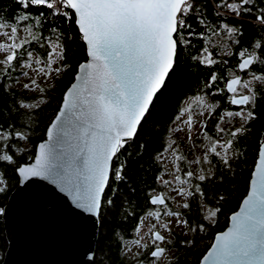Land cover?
<instances>
[{
    "label": "snow or ice",
    "instance_id": "obj_1",
    "mask_svg": "<svg viewBox=\"0 0 264 264\" xmlns=\"http://www.w3.org/2000/svg\"><path fill=\"white\" fill-rule=\"evenodd\" d=\"M14 3L19 7L12 17L0 13V165H15L14 173L22 181L31 177L49 180L72 198L75 207L93 216L98 217L105 205L118 213L114 197L105 201V193L113 179L125 181L126 161L120 162V154L134 142L177 58L191 46L188 37L205 36L193 30L190 18L212 35L226 33L233 43L242 28L227 22L209 25L198 0ZM29 8L43 10L35 15ZM215 9L218 19L222 14L224 20L252 16L264 32V7H258V0H217ZM46 22L47 36L41 31ZM63 25H68L67 36ZM73 25L78 37L72 33ZM77 39L83 43L85 60L78 63L62 92L46 139L35 145L34 163L17 165L13 153L21 152L18 142H30L28 132L18 129H28L36 122L38 111L49 102L48 94L57 87L56 80L72 71L65 40L75 43ZM207 39L210 43L211 38ZM33 43L43 50L41 55L28 49ZM227 55L237 57L235 66L227 75L211 72L205 88H213L223 79L225 87L214 94L226 97V107L238 110L218 114L219 102L208 104L196 96L204 111L197 113L189 107L175 116L176 127L171 131L179 139L168 142L155 158L163 164L155 177L160 187H151L145 194V211L135 218L132 237L121 249L128 264H188L197 234L206 231L204 221L214 223L221 210L208 204L205 187L211 183L215 188L217 181L223 186L231 171L235 144L258 118L257 109L264 101V37ZM192 59L208 68L228 64L214 59L207 45ZM14 85L34 95L28 100L17 96ZM5 98L12 101L11 107ZM25 117L27 123L20 124ZM208 117L217 120L211 134ZM235 120L239 126L232 127ZM197 131L203 140L198 139ZM6 188L0 171V193ZM212 199L219 205L225 196L213 192ZM4 214L5 209L0 208V215ZM229 221L227 230L215 235L196 264H264V140L258 141L247 194Z\"/></svg>",
    "mask_w": 264,
    "mask_h": 264
},
{
    "label": "trees",
    "instance_id": "obj_2",
    "mask_svg": "<svg viewBox=\"0 0 264 264\" xmlns=\"http://www.w3.org/2000/svg\"><path fill=\"white\" fill-rule=\"evenodd\" d=\"M202 4L201 11L205 13L209 25H217L220 22H227L230 26H240L242 32L234 37L237 43L229 40L226 33L220 36L212 35L204 25H198L195 18H190L193 30L204 32V37H188L191 46L185 47L181 55L177 58L174 68L166 78V83L154 97V102L150 106V111L139 126L138 135L134 142L129 145L120 154V162L126 161L124 170L125 181L118 182L114 179L106 188L105 201L109 196L114 197L116 208L115 212L105 205L101 210L99 218V229L94 250L93 264H128L123 253L122 246L132 237L131 229L135 224L136 217H142L144 208V197L151 187H160L155 183V177L163 164L155 158L161 151L167 147L169 128L173 123L175 116L179 114L183 101L189 97L199 94L207 96L208 100L220 103L217 113L225 109H237L227 105V98L216 93V89L224 88L223 79L219 80L213 88H205V82L209 79L211 72L216 71L221 75H227L229 68L235 66L237 57L229 56L227 53L238 52L245 47L254 44L258 39L264 37V32L260 31V26L254 24V17L245 15L242 19L228 18L224 20L223 14L218 19L215 12V3L217 0H198ZM19 5L14 0H0V13H6L12 17L17 13ZM258 7H264V0H258ZM43 9L29 8L28 11L38 15ZM255 10V9H254ZM223 13V10H219ZM48 24L45 23L41 30L43 35H48ZM65 36L68 35V25H63ZM72 33L78 37V30L72 26ZM210 37V43L208 42ZM67 46V55L71 62L72 71L66 72L62 79H57L55 91L48 94L49 102L42 106L38 111L36 122L25 130L30 135V142L19 141L18 147L21 152L13 153L16 157V164L30 162L34 157L35 145L45 138V132L48 124L55 115L65 87L71 82L75 69L81 61L85 60L84 46L77 39L75 43L65 40ZM208 46L213 53V58L227 60L228 64L213 65L211 68L199 65L192 59L202 52L204 46ZM29 50H34L38 55L43 53L39 45L33 43L28 46ZM17 96L23 95L26 100L33 95L25 93L21 88L14 85ZM5 102L11 107L12 101L5 98ZM258 118L250 123L249 131L246 135L239 138L235 144V156L232 161L231 171L226 174V182L221 186L217 181L215 188L211 183L206 184L205 191L208 194V204L215 208L220 207V211L215 218V222L204 221L206 231L199 232L196 238V247L190 249L191 255L188 256V264H196L197 260L205 253L210 246L213 236L216 232L223 230L228 223V216L237 209L242 197L246 194L251 171L256 161L258 151V141L264 137V101L260 102L257 109ZM7 116V112H5ZM217 122L215 117L208 118V131L212 132V126ZM27 117L20 121V124H26ZM183 154L185 152L183 151ZM15 165H0V171L6 178V191L0 193V208L5 205L9 193L18 183V174L14 173ZM115 167V162L113 163ZM113 189H117L113 191ZM224 195V201L219 205L212 199V193ZM175 207V206H173ZM195 207V205H193ZM189 219H192L190 216ZM180 239L186 237L180 236ZM6 248V239L3 228V221L0 215V264Z\"/></svg>",
    "mask_w": 264,
    "mask_h": 264
},
{
    "label": "water",
    "instance_id": "obj_3",
    "mask_svg": "<svg viewBox=\"0 0 264 264\" xmlns=\"http://www.w3.org/2000/svg\"><path fill=\"white\" fill-rule=\"evenodd\" d=\"M31 163L34 157L23 164ZM18 178L1 215L6 239L1 264H93L99 218L75 207L72 198L47 179ZM239 205L221 231L230 226L229 217Z\"/></svg>",
    "mask_w": 264,
    "mask_h": 264
},
{
    "label": "rangeland",
    "instance_id": "obj_4",
    "mask_svg": "<svg viewBox=\"0 0 264 264\" xmlns=\"http://www.w3.org/2000/svg\"><path fill=\"white\" fill-rule=\"evenodd\" d=\"M26 70H28V71H30L31 72V70L30 69H26ZM24 82H27V78H21ZM16 87H18V86H16ZM20 88V87H19ZM23 90V89H22ZM24 91V90H23ZM25 92V91H24ZM25 93H28L29 95H34L33 93H29V92H25ZM196 96H202L203 98H204V100L208 103V104H215V103H213V102H211V101H209L208 100V98H207V96H205L204 94H199V95H194V96H189V97H187L184 101H183V103H182V105H181V110H183V109H188L189 107H191V109H193L195 112H197V113H199V112H201V111H204V109H202L198 104H197V102H196V100H195V97ZM225 110H238V109H232V108H230V109H225ZM225 110H223V111H225ZM223 111H221V113L220 114H222L223 113ZM185 118H186V116H185ZM209 118V117H208ZM208 118H207V120H208ZM198 119H203V118H198ZM236 126H239V121L238 120H235L234 122H233V125H232V127H236ZM173 127H176V124L174 123V121H173V123L170 125V128H169V136H168V139H167V143L168 142H170L171 140H173V139H179L176 135H174L173 133H172V131H171V129L173 128ZM180 127H184V125H180ZM197 136H198V139H200V140H203V136L202 135H200L199 134V132L197 131ZM180 135V137H182L183 136V133H180L179 134ZM205 143H207L206 141H205ZM184 152H185V154L186 155H188V151L187 150H183ZM194 154H196V155H199L200 153L199 152H196V153H194ZM169 154L167 153V152H164V156H168ZM169 168H171V165L169 164ZM166 179H170L171 177H168V176H166L165 177ZM129 242V241H128ZM128 242H126V243H128Z\"/></svg>",
    "mask_w": 264,
    "mask_h": 264
}]
</instances>
